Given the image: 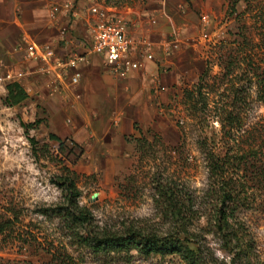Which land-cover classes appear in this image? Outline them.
<instances>
[{"label": "rangeland", "instance_id": "1", "mask_svg": "<svg viewBox=\"0 0 264 264\" xmlns=\"http://www.w3.org/2000/svg\"><path fill=\"white\" fill-rule=\"evenodd\" d=\"M96 1L125 27L151 24L156 73L118 75L100 61L95 70L81 67L78 84L65 85L25 61L19 47L11 55L0 53V221L14 223L0 234V264H49V250L66 251L78 264H185L170 254L132 252L128 262L115 254L95 257L78 246L61 218L40 211L67 205L71 179L94 230L169 231L154 202L158 179L192 194L200 206L207 186L202 148L219 146L214 112L192 118L183 89L196 83L203 69L209 83L218 79L226 49L241 41L242 33L256 43L257 58H264V0H249L248 7L239 0L234 13L230 0ZM9 69L25 72L20 84L28 95L12 106L3 104L7 81L1 80ZM218 93L226 91L219 88L209 99ZM248 93L247 116L264 115L254 87ZM141 135L149 146L138 152L133 138ZM252 169L238 170L257 202L241 214L246 230L236 247L205 216L189 227L190 238L215 264H264V189L252 185Z\"/></svg>", "mask_w": 264, "mask_h": 264}, {"label": "trees", "instance_id": "2", "mask_svg": "<svg viewBox=\"0 0 264 264\" xmlns=\"http://www.w3.org/2000/svg\"><path fill=\"white\" fill-rule=\"evenodd\" d=\"M239 0H230L231 12H236ZM249 6V0H243ZM241 41H235L226 49L218 79L208 82V71L203 69L197 82L184 88L183 104L192 118L214 112L220 124L218 147L215 143L205 144L202 148L207 168V186L201 195L203 200L196 206V197L182 193L177 185L159 180L155 187L154 202L161 217L170 225L166 233L148 231L140 227H125L123 231L98 232L92 228L90 212L78 204L80 192L73 180L66 185L67 205L40 211L44 215L57 216L68 224L71 236L81 248H85L95 257L121 256L128 262L135 252L138 256L151 254L177 255L185 264H215L191 237L189 227L194 219L205 216L227 242L242 241L246 222L241 216L244 210L252 208L257 199L255 193H247L249 182L240 180L239 169L253 166L257 189H264V115L246 114L250 106L249 89L254 87L255 101L264 106V58L258 59L254 43L250 36L242 33ZM236 81L234 82V79ZM223 87L226 93H218L215 99H209V93ZM6 94L3 104L12 106L27 98L23 87L16 82L5 85ZM211 105V106H210ZM37 120L26 126H34ZM140 132V131H139ZM141 133V132H140ZM50 139L59 142V137L50 134ZM135 149L145 151L149 142L142 135L133 138ZM261 167V168H260ZM13 220L0 221V234L11 230ZM49 264H78L66 251L52 250Z\"/></svg>", "mask_w": 264, "mask_h": 264}, {"label": "crops", "instance_id": "3", "mask_svg": "<svg viewBox=\"0 0 264 264\" xmlns=\"http://www.w3.org/2000/svg\"><path fill=\"white\" fill-rule=\"evenodd\" d=\"M63 1L73 3L71 11L59 12L55 17H51L50 5ZM109 11L110 8L96 0H0V53L11 55L18 51V47L23 52L26 42L37 45L49 44L54 50L55 57H65L74 50L85 52L89 46L88 24L94 21L99 12L113 16ZM62 28H66L63 36L60 34ZM79 29H84L82 35L77 33ZM126 31L133 37H146L150 41V49L157 50L149 22H138L133 29L126 27ZM152 55V59L141 58L142 67L130 73L138 77L156 73L157 65L153 52ZM100 61H104L101 56L89 55L88 61L78 66L77 70L80 73L78 83L81 79V67L87 65L95 70ZM106 67L110 69L107 65ZM46 75L56 80L55 75ZM18 83L20 84V81ZM61 84L71 85L68 79L63 80Z\"/></svg>", "mask_w": 264, "mask_h": 264}, {"label": "built area", "instance_id": "4", "mask_svg": "<svg viewBox=\"0 0 264 264\" xmlns=\"http://www.w3.org/2000/svg\"><path fill=\"white\" fill-rule=\"evenodd\" d=\"M72 6L71 1L53 3L49 7L50 16L55 17L59 12L67 13ZM65 32L66 28L60 30L62 36ZM87 39L89 46L85 52L74 50L65 57H55L49 44L26 42L23 46V58L25 61L36 62L38 71L55 75L59 83L68 79L69 84L75 85L80 77L78 66L87 62L89 55L101 56L110 70L118 75L140 69L143 65L141 58L153 57L150 41L146 37L130 36L123 22L104 12H99L94 21L88 24ZM24 76L25 72L22 70L9 69L1 80L18 83Z\"/></svg>", "mask_w": 264, "mask_h": 264}]
</instances>
